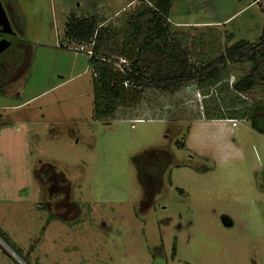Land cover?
Wrapping results in <instances>:
<instances>
[{
    "label": "rangeland",
    "instance_id": "1",
    "mask_svg": "<svg viewBox=\"0 0 264 264\" xmlns=\"http://www.w3.org/2000/svg\"><path fill=\"white\" fill-rule=\"evenodd\" d=\"M0 2L12 29L0 53V231L10 244L0 238V264H26L11 246L29 264H264V134L238 116L235 126L203 117L230 103L223 87H209L206 107L192 83L146 90L117 112L156 119L92 117L91 46L63 40L65 21L94 14L122 29L143 0ZM263 6L173 0L168 21L198 64L225 43L255 41ZM246 68L230 65L224 80Z\"/></svg>",
    "mask_w": 264,
    "mask_h": 264
},
{
    "label": "trees",
    "instance_id": "2",
    "mask_svg": "<svg viewBox=\"0 0 264 264\" xmlns=\"http://www.w3.org/2000/svg\"><path fill=\"white\" fill-rule=\"evenodd\" d=\"M143 1L128 15L122 29L103 26L94 14L79 17L70 14L65 21L63 40L91 46L88 63L92 74V117L96 120L156 119L139 117L136 112L120 116L117 112L120 109L133 111L146 90L162 93L179 89L188 91L193 83L202 91L204 107L209 99V87L218 86L219 90L223 87L222 90L230 95L227 106L219 103L213 114L204 110L203 115L208 113L207 117L203 116L205 119H236L238 116L248 120L254 131L264 134V98L252 102L248 98L250 91L264 87V26L255 41L241 39L230 45L225 43L217 56L196 64L171 30L168 15L173 0ZM261 9L264 13V6ZM232 64L246 65L247 68L241 75L234 76L229 84L224 77ZM177 144L183 145L181 141ZM151 169L161 175L159 160H155ZM52 171L50 165L41 171V178L51 196L58 190ZM178 190L181 191L180 188ZM0 238L9 244L2 231ZM11 249L29 264L17 248L11 246Z\"/></svg>",
    "mask_w": 264,
    "mask_h": 264
},
{
    "label": "water",
    "instance_id": "3",
    "mask_svg": "<svg viewBox=\"0 0 264 264\" xmlns=\"http://www.w3.org/2000/svg\"><path fill=\"white\" fill-rule=\"evenodd\" d=\"M0 31L3 33H12V29L10 26V23L7 19L6 13L2 7V4L0 2ZM11 45V41L7 38H1L0 39V53L5 51L7 48H9Z\"/></svg>",
    "mask_w": 264,
    "mask_h": 264
},
{
    "label": "built area",
    "instance_id": "4",
    "mask_svg": "<svg viewBox=\"0 0 264 264\" xmlns=\"http://www.w3.org/2000/svg\"><path fill=\"white\" fill-rule=\"evenodd\" d=\"M81 47H84L83 45H81ZM81 49H83V48H81ZM88 53H89V56L91 55V53H92V50L91 49H89L88 51H87ZM229 121H231V124L233 125V126H235V124H236V122H235V119H228Z\"/></svg>",
    "mask_w": 264,
    "mask_h": 264
},
{
    "label": "flooded vegetation",
    "instance_id": "5",
    "mask_svg": "<svg viewBox=\"0 0 264 264\" xmlns=\"http://www.w3.org/2000/svg\"><path fill=\"white\" fill-rule=\"evenodd\" d=\"M7 35H8V33H3L0 31V39L1 38H7L8 39Z\"/></svg>",
    "mask_w": 264,
    "mask_h": 264
}]
</instances>
